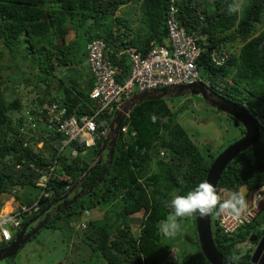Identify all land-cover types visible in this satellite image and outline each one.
Instances as JSON below:
<instances>
[{
  "label": "trees",
  "instance_id": "trees-1",
  "mask_svg": "<svg viewBox=\"0 0 264 264\" xmlns=\"http://www.w3.org/2000/svg\"><path fill=\"white\" fill-rule=\"evenodd\" d=\"M134 1L141 23L137 28H132L129 16L116 14L121 6ZM232 2L173 0L176 21L186 32L194 31L206 38V43L200 42L203 49L197 58L198 76L220 96L242 104L259 124L258 140L235 155L216 182L218 194L224 189V196L264 182V0H246L248 6L242 14L229 13ZM168 4L169 0H0V44L10 60H27L36 69V80L47 87L37 92L29 106L41 107L55 101L65 106L66 113L91 114L96 107L88 96L92 80L84 87L76 79L64 81V77H59L51 93L48 82L52 73L56 69L70 70L85 55L86 43L101 38L107 57L121 67L120 77L126 76L129 69L126 57L122 55L117 61L114 53L127 46L145 53L150 45L164 44ZM69 31L73 37L65 41ZM58 35L64 43L53 51ZM218 44L231 51L228 59L216 66L210 62L208 51ZM79 46L83 50L76 60L74 53ZM29 79L24 78L26 82ZM34 88L37 89L36 84ZM16 106L0 94V195L10 193L19 205L29 206L39 189L35 182L40 172L35 169L44 170L56 156L62 135L54 132L41 137L35 132L29 135L19 132L22 116H13ZM178 111L172 110L166 99L144 100L135 105L122 121L127 126L126 133L117 131L111 160L101 181L75 202L54 212L43 227L76 231L80 242L106 264H209L198 248L193 216L183 219L182 238L178 235L176 240L192 243L194 249L183 251L174 260L162 256L172 250L174 238H166L158 225L172 211L169 205L173 195H186L203 182L215 157L198 150L176 120ZM153 115L157 117L155 122L151 119ZM110 117L104 112L97 113L96 130L107 127ZM39 141L41 146L35 147ZM100 142L91 148L71 144L78 151L74 158H67L64 151L59 153L61 168L57 170L68 179H48L45 185L48 197L39 201L36 211L22 216L16 233L49 201L82 177ZM89 149L91 152L87 153ZM105 160L106 156L101 157L74 192L88 187L98 177ZM30 189L35 193L31 194ZM140 209V224L134 235L129 218ZM84 215L88 217L82 218ZM58 221L66 227L58 226ZM262 223L264 208L250 223L226 234L217 226L215 216H210L214 245L229 263L231 256L239 255L241 259L232 264H252L251 252L239 243L248 240L249 234L264 236V227H258ZM5 245L6 242H0V248Z\"/></svg>",
  "mask_w": 264,
  "mask_h": 264
},
{
  "label": "built area",
  "instance_id": "built-area-1",
  "mask_svg": "<svg viewBox=\"0 0 264 264\" xmlns=\"http://www.w3.org/2000/svg\"><path fill=\"white\" fill-rule=\"evenodd\" d=\"M175 13L176 7L173 0H169L168 14L164 20L166 28L164 44L150 45L145 53H141L133 46L121 47L114 53L117 61L123 55L129 63L128 73L124 77H120L119 64L112 62L105 54L106 47L101 38L92 39L86 43L84 63L92 77V86L88 96L96 104L93 113L81 115L66 113L65 106L55 101L41 107L31 105L24 110L21 115L22 124L18 127L19 132H25L28 135L35 132L41 137L56 132L62 135V139L56 156L44 166V170L35 169L40 172V175L35 182L39 189L34 202L29 206L16 204L13 209L0 215V242H9L12 239L11 229L19 228L22 216L36 211L39 201L48 197L45 185L49 178L68 179L66 174L57 170L61 168L59 153H63L62 151L67 148V151H64L67 158H74L78 151L71 144L76 143L83 148H91L98 140L105 137L107 127L96 130L95 115L97 113L104 112L112 115L125 98L137 91L195 81L204 82L197 73V58L203 49L200 42L206 43V38L194 31L186 32L184 27L176 21ZM230 51V48L222 44L213 45L208 51L209 60L213 65H221L228 59ZM118 130L122 134L126 133V124L121 122ZM25 144L26 141L23 145ZM40 146L41 141L35 145V147ZM29 166H32L31 163ZM239 191L247 194L248 211L239 220L215 216L217 226L223 233H233L237 227L250 223L264 208V200L254 199L257 195L264 197V182L255 188ZM224 192L222 189L221 196L227 197L224 196ZM84 213L87 215L86 211ZM239 246H243L250 252L254 248V244H250L249 240L239 243ZM173 258H175L174 255Z\"/></svg>",
  "mask_w": 264,
  "mask_h": 264
},
{
  "label": "rangeland",
  "instance_id": "rangeland-1",
  "mask_svg": "<svg viewBox=\"0 0 264 264\" xmlns=\"http://www.w3.org/2000/svg\"><path fill=\"white\" fill-rule=\"evenodd\" d=\"M137 7L138 5L134 1L133 3L121 6L116 13L118 15L125 13L126 17L129 16L131 18L132 28H137L141 25L137 15ZM132 8L136 10L133 12ZM259 28H261V25H259ZM72 37L73 33L69 31L65 41L70 40ZM236 46L238 47L237 44ZM81 50H83L82 47L75 51L74 58L76 60L79 58ZM69 56L72 58L71 54ZM82 57L84 59V56H81L79 62L72 66L70 70L62 71V69H56L52 73L51 81L48 82L51 93L57 87L54 81L59 77H64L63 80L65 81L67 76L72 77L77 72H80V76L76 80L79 79L78 81L81 86L85 83L84 74L87 73V69L82 64ZM35 73L36 69H32L27 60H10L7 51L0 44V94L5 100L11 101L15 106L18 105V107L16 106L18 109H14L13 111V116L16 115L15 117L23 114L24 110L29 107L31 100L35 99L37 92L47 89L43 83L36 80ZM25 76L30 78L29 81L26 82L24 80ZM34 84L37 85V89L34 88ZM166 103L170 105L172 110H179L176 114V120L202 154L208 151L210 155L216 156L243 133V129L239 123L235 122L234 119L225 113L206 105L198 95L168 98L166 99ZM64 151H67V148ZM89 151L91 152L89 149L87 153ZM105 153L106 150L102 153L103 159L106 156ZM15 192L18 193L19 191L16 190ZM29 192L31 194L35 193L32 189ZM16 204L18 203L13 200L10 193L0 195V212H8ZM141 214L142 210L140 209L129 218L130 228L134 235L137 234ZM87 217L86 215L82 216L84 219ZM56 224L66 227L62 221H58ZM189 225L191 229V220ZM260 226L263 227V223L258 225V227ZM15 233L16 230L11 229V234L15 235ZM76 233V231L70 232L68 229L60 230L49 226L41 227L13 256L0 259V264H106L99 256L92 253L84 243L80 242ZM182 234L183 231L181 230L178 236L179 239L182 238ZM171 244L173 245L172 250L168 253L164 252L162 255L166 260H174L173 255L176 258L183 251L194 249L192 243L184 242L182 244L176 238L171 241ZM180 244L183 245L182 248H180L182 246ZM241 250H243V247H241Z\"/></svg>",
  "mask_w": 264,
  "mask_h": 264
},
{
  "label": "water",
  "instance_id": "water-1",
  "mask_svg": "<svg viewBox=\"0 0 264 264\" xmlns=\"http://www.w3.org/2000/svg\"><path fill=\"white\" fill-rule=\"evenodd\" d=\"M63 43L62 36L58 35L56 37V43L52 46V50L56 51L63 45ZM184 95L200 96L206 105L233 117L243 129L242 135L222 149L212 159L206 170L203 181H207L216 187V182L219 179L220 174L230 160L258 140L259 124L257 119L253 117L242 104L220 96L202 81L137 91L125 98L112 113L107 124L106 135L101 140L92 163L83 173L82 177H80L79 180L64 193L54 197L28 222L24 223L19 231L13 236L12 240L6 246L0 248V259L13 256L32 235L45 225L54 212L75 202L78 198L90 192L101 181L111 160L118 127L135 105L144 100L177 98ZM105 149H107L106 160L98 177L88 187L74 192L83 178L99 162ZM230 189L234 190L233 188ZM72 192L74 193L69 196ZM193 220L197 245L204 259L209 264H230L214 245L211 234L210 216L206 218L193 216ZM33 223L35 224L27 230V226ZM248 240L255 243L254 248L250 253V263L264 264V236L257 237L255 234H249Z\"/></svg>",
  "mask_w": 264,
  "mask_h": 264
},
{
  "label": "clouds",
  "instance_id": "clouds-1",
  "mask_svg": "<svg viewBox=\"0 0 264 264\" xmlns=\"http://www.w3.org/2000/svg\"><path fill=\"white\" fill-rule=\"evenodd\" d=\"M247 6L246 0H233L229 5V13L242 14ZM151 119L155 122L157 117L153 115ZM246 195L245 192L232 191L227 197H222L211 183L203 181L186 195H173L169 205L172 211L159 223V230L166 238L173 239L181 232L182 221L187 217L206 218L214 215L217 218L230 217L239 220L248 211ZM254 199L260 201L264 197L257 195ZM240 259L239 255H233L230 257V264Z\"/></svg>",
  "mask_w": 264,
  "mask_h": 264
},
{
  "label": "crops",
  "instance_id": "crops-1",
  "mask_svg": "<svg viewBox=\"0 0 264 264\" xmlns=\"http://www.w3.org/2000/svg\"><path fill=\"white\" fill-rule=\"evenodd\" d=\"M125 5H127V4H125ZM123 6H124V5H123ZM117 11H118V10H117ZM117 11H116V12H117ZM116 14H117V13H116ZM124 14H125V13H124ZM124 14H121V15H124ZM117 15H118V14H117ZM81 59H82V62H83L82 64L86 67V65H85V63H84V59H83V57H82ZM86 69H87V68H86ZM78 76H80V72H77V73H76L74 76H72V77H71V76H70V77L67 76V77H66V80H67V79H70V78H71L72 80H73V79H76V78H79ZM84 78H85V81H84L85 83L82 84V85H83L84 87H86L88 84H90V81L92 80V77H91V75H90L88 69H87V73L84 74ZM78 80H79V79H78ZM78 80H77V81H78ZM91 82H92V81H91ZM51 102H53V101H51ZM15 202H16V201H15ZM16 203H18V202H16ZM14 206H15V205H14ZM14 206H13V207H14ZM6 209H8V207H6ZM27 241H28V240H27Z\"/></svg>",
  "mask_w": 264,
  "mask_h": 264
},
{
  "label": "flooded vegetation",
  "instance_id": "flooded-vegetation-1",
  "mask_svg": "<svg viewBox=\"0 0 264 264\" xmlns=\"http://www.w3.org/2000/svg\"><path fill=\"white\" fill-rule=\"evenodd\" d=\"M72 194H73V192H72L71 194H69V196L72 195ZM34 224H35V223H33V224H29V225L27 226V228H28L30 225L33 226ZM31 226H30V227H31Z\"/></svg>",
  "mask_w": 264,
  "mask_h": 264
},
{
  "label": "bare ground",
  "instance_id": "bare-ground-1",
  "mask_svg": "<svg viewBox=\"0 0 264 264\" xmlns=\"http://www.w3.org/2000/svg\"><path fill=\"white\" fill-rule=\"evenodd\" d=\"M3 213H5V212H0V215L3 214Z\"/></svg>",
  "mask_w": 264,
  "mask_h": 264
}]
</instances>
